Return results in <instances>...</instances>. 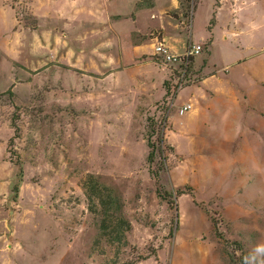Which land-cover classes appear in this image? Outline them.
Listing matches in <instances>:
<instances>
[{"label":"rangeland","instance_id":"374dc122","mask_svg":"<svg viewBox=\"0 0 264 264\" xmlns=\"http://www.w3.org/2000/svg\"><path fill=\"white\" fill-rule=\"evenodd\" d=\"M32 1L0 0V264H264V0H136L74 67ZM156 39L202 51L181 78Z\"/></svg>","mask_w":264,"mask_h":264},{"label":"crops","instance_id":"0c3cea01","mask_svg":"<svg viewBox=\"0 0 264 264\" xmlns=\"http://www.w3.org/2000/svg\"><path fill=\"white\" fill-rule=\"evenodd\" d=\"M161 1H165V6H168V8L174 9L178 6V0H156L154 6H157L156 8L159 10H163V6L160 4ZM239 2L240 0H234V3L231 2V9L235 11L239 7ZM136 3V0H33L31 7L35 15L39 17V21L44 16L42 13H45L53 23L64 27L67 35L66 39L71 40L72 43L75 42V47H81L76 51L79 53L76 60L72 57L70 60L68 59L70 66L74 67L75 64H86L89 59L98 60V57L103 56V47L114 46L119 48L118 38L115 34L117 31L116 24L118 23L117 16L123 14L135 15L138 10ZM6 7L14 11V8L9 4H0V11H4ZM222 7L220 1L218 9L221 10ZM110 16H112L111 20ZM104 30H114L115 33L110 38L108 36L104 37ZM89 37L92 38L91 41H89ZM115 41L116 43H114ZM84 46H87V49ZM140 46L143 45L135 44L133 52H143ZM88 47L92 48L91 51ZM72 50H67L68 55H73ZM76 67L80 68L79 65ZM205 80L203 79L201 83Z\"/></svg>","mask_w":264,"mask_h":264},{"label":"built area","instance_id":"2783aa9c","mask_svg":"<svg viewBox=\"0 0 264 264\" xmlns=\"http://www.w3.org/2000/svg\"><path fill=\"white\" fill-rule=\"evenodd\" d=\"M191 3L193 12V0ZM153 50L155 56H157L164 64L171 65L181 75V78H183L192 59L200 55L202 47L200 45H192L189 48H186L184 52L178 53L172 51L163 40L159 41L156 39ZM188 108H190V105L183 106L179 111L180 114H183Z\"/></svg>","mask_w":264,"mask_h":264},{"label":"trees","instance_id":"16d2710c","mask_svg":"<svg viewBox=\"0 0 264 264\" xmlns=\"http://www.w3.org/2000/svg\"><path fill=\"white\" fill-rule=\"evenodd\" d=\"M161 142L162 139L160 140V143ZM149 145L153 146L152 143H149ZM153 159H154L153 151H150L147 156V161L149 163H152ZM152 173L155 174V172ZM102 204L104 206V210H103L104 217L100 224V231H101L100 235L106 238V240L111 244L117 242L125 245L126 233L130 230L129 222L126 219H124L121 215L115 217L107 212V209L109 208V204H110L109 200L102 202Z\"/></svg>","mask_w":264,"mask_h":264}]
</instances>
